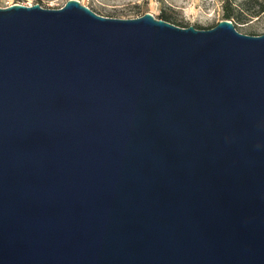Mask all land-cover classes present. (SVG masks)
<instances>
[{
    "label": "water",
    "instance_id": "95a60500",
    "mask_svg": "<svg viewBox=\"0 0 264 264\" xmlns=\"http://www.w3.org/2000/svg\"><path fill=\"white\" fill-rule=\"evenodd\" d=\"M0 264H264V34L0 8Z\"/></svg>",
    "mask_w": 264,
    "mask_h": 264
},
{
    "label": "rangeland",
    "instance_id": "374dc122",
    "mask_svg": "<svg viewBox=\"0 0 264 264\" xmlns=\"http://www.w3.org/2000/svg\"><path fill=\"white\" fill-rule=\"evenodd\" d=\"M68 0H0V8L14 4L57 10ZM101 17L112 19H136L151 14L169 17L180 28L194 27L208 30L224 19V6L234 8L241 20H229L240 34L261 36L264 34V0H77ZM260 11L257 13V11ZM174 25V24H173ZM176 26V25H175Z\"/></svg>",
    "mask_w": 264,
    "mask_h": 264
},
{
    "label": "trees",
    "instance_id": "16d2710c",
    "mask_svg": "<svg viewBox=\"0 0 264 264\" xmlns=\"http://www.w3.org/2000/svg\"><path fill=\"white\" fill-rule=\"evenodd\" d=\"M224 8H225L224 9V19L225 20H231L232 18H236V20H238V21L241 20V18H240L241 14L239 12L238 13H234V8H231V6L229 7V9H227L226 6H224ZM259 12L260 11L258 10L257 13H259ZM158 19L163 20L165 22H168L170 24H174L176 26H180V25L175 24L174 22H172V20L169 17L165 16V15H160ZM180 27H182V26H180Z\"/></svg>",
    "mask_w": 264,
    "mask_h": 264
}]
</instances>
